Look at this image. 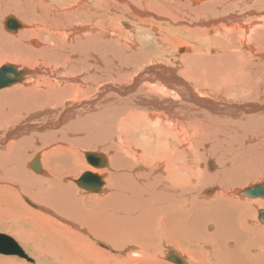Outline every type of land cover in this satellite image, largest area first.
I'll list each match as a JSON object with an SVG mask.
<instances>
[{"label": "bare ground", "instance_id": "1", "mask_svg": "<svg viewBox=\"0 0 264 264\" xmlns=\"http://www.w3.org/2000/svg\"><path fill=\"white\" fill-rule=\"evenodd\" d=\"M3 63L24 74L0 91V192L43 186L25 198L30 223L48 213L32 201L58 191L61 207L87 204L89 221L103 204L106 241L137 235L129 264H170V252L185 264L164 243L210 264L188 249L203 237L230 264L260 263L264 199L241 192L264 183V0H0ZM87 151L107 163L91 154L87 166ZM82 170L98 194L76 188ZM49 172L62 175L51 187Z\"/></svg>", "mask_w": 264, "mask_h": 264}, {"label": "rangeland", "instance_id": "2", "mask_svg": "<svg viewBox=\"0 0 264 264\" xmlns=\"http://www.w3.org/2000/svg\"><path fill=\"white\" fill-rule=\"evenodd\" d=\"M17 23V20H11ZM12 31V30H11ZM15 31V30H14ZM2 66H13L17 70L21 71L23 69L18 64H10V63H3L0 65ZM38 69V67L36 68ZM25 70V69H24ZM18 83L12 84L8 87L2 88L1 90L7 89L13 85ZM6 130H0V137ZM94 155L96 157H102L103 161L107 163L106 156L104 153L94 152V151H87L84 155V162L87 166H91L86 161V155ZM102 161V163H103ZM103 168L104 165L101 164L99 166ZM42 170V169H41ZM87 173V171H80L77 176L74 178V183L81 177L82 174ZM32 174L38 178H45V175H41L42 173H33ZM48 175H51L53 179H50V187L53 186L57 181L62 178L61 174L49 172ZM76 184V183H75ZM106 181H104V185L106 186ZM260 184H253L250 185L251 187ZM76 186V185H75ZM245 187L244 189L249 188ZM42 185L33 184L31 182L27 183L26 192L23 196L19 195H9L4 192H0V234H4L9 236L21 247L26 257L32 260V262H28L23 258H19L17 256H4L0 255V264H129L132 262V259L128 258V253H124L122 250L126 246H131L134 249H137L136 244V236H122L117 234V236H111L108 241L112 242L115 249H112L110 243L106 241L104 235L98 233L97 230L99 229V224L97 221H105L109 220V216L103 211V204L101 203L98 206V212L96 213L97 219L95 220H88L83 214H80L83 211L88 209V205L85 203L77 204L80 207H77L75 204H63L61 207L57 202V199L61 196L66 194L60 193L58 191H53L49 195L48 204L45 205L44 203L38 204L34 201L32 203L37 204L39 207L48 211V213L39 212L38 216H44L47 218L45 222H40L38 224H32L29 222V219L32 215L26 211L25 208L29 209L31 207L28 206L26 199H29V193H39L36 192L41 189ZM49 187V189H50ZM35 188V190L33 189ZM78 190L81 192H85L79 187L76 186ZM102 189V188H101ZM44 195V192H41ZM98 194V193H97ZM14 196L17 197V200L14 199ZM247 196V195H245ZM248 197V196H247ZM26 198V199H25ZM249 198V197H248ZM264 199L263 197H260ZM251 199H257L251 198ZM65 205V206H64ZM67 206V207H66ZM70 207V210L69 208ZM75 207V208H74ZM72 208V209H71ZM79 209V210H78ZM32 210H38L33 209ZM264 210L263 208H258L256 210V216L258 217V211ZM20 211V212H19ZM77 213L71 214L70 212ZM79 212V214H78ZM85 213V212H83ZM155 213L153 212V215ZM79 215V216H78ZM153 215L149 216V218H153ZM82 216V217H80ZM21 217V218H18ZM85 217V218H84ZM61 219L65 220L68 223H71L75 226H78L82 229H86L88 231V235L82 233V235L88 240V242L97 247L98 249L102 250L103 252H98L93 246H85L81 240L72 241L69 239L68 235L64 233L65 228L67 227V223L63 222ZM257 223L260 226H264V224L260 223L257 220ZM102 224V223H101ZM126 222L124 225L126 226ZM151 229V227H150ZM58 230V231H57ZM57 231V232H56ZM67 231V230H66ZM73 232V230H72ZM129 232V230H128ZM91 234V235H90ZM130 234V233H129ZM151 235V234H150ZM96 236H101V238H96ZM109 237V236H108ZM196 243L192 242L189 245L191 252L194 254L198 253V256H202L205 258L208 256L210 264H230L231 261L227 258L230 254L229 251L226 252V248L222 245L218 246V250L220 253L216 252L215 246L211 242H208L204 237L198 240L199 244H197V239H195ZM240 240V239H239ZM233 241H237V239H233ZM205 243V244H204ZM211 243V244H210ZM99 244H104L108 247V249L100 247ZM186 243H182V249H177L176 247L163 244L160 246V250L165 253L164 247H168L170 250H173L177 253L178 256L183 258L185 264H198L194 262L188 254L184 252L186 248ZM203 246H202V245ZM185 245V246H184ZM188 246V245H187ZM185 247V248H184ZM210 247V248H209ZM214 247V248H213ZM208 248V249H207ZM184 249V250H183ZM233 249V248H230ZM183 250V251H182ZM206 250V251H205ZM213 250V251H212ZM182 251V252H181ZM198 251V252H197ZM224 251V252H222ZM184 252V253H183ZM201 252V254H200ZM206 252V253H205ZM223 253V256H222ZM213 254V255H212ZM221 254V255H220ZM229 254V255H227ZM197 255V254H196ZM217 255V256H216ZM216 256V258H214ZM226 256V257H225ZM232 257V255H230ZM218 257V258H217ZM213 258V259H212ZM211 259V260H210ZM233 259V258H232ZM231 259V260H232ZM239 262L241 264L247 263V260L244 257L239 258ZM66 260V261H65ZM228 261V262H225ZM238 261V260H236ZM166 262V261H164ZM169 263V262H167ZM136 264V263H133ZM172 264V263H170ZM259 264H264V257L260 260Z\"/></svg>", "mask_w": 264, "mask_h": 264}, {"label": "water", "instance_id": "3", "mask_svg": "<svg viewBox=\"0 0 264 264\" xmlns=\"http://www.w3.org/2000/svg\"><path fill=\"white\" fill-rule=\"evenodd\" d=\"M9 22V21H8ZM24 74V71H19L13 66H4L0 69V87H5L8 85H12L21 81V78ZM88 160V155H86ZM30 167L32 170L36 172H40L41 168L39 166L38 159L35 158ZM77 186L87 192L97 193L100 190L102 183L99 181V177L94 174L84 173L81 177L76 181ZM242 195H247L248 197H254L256 195H260L264 198V183L262 185H258L253 187L252 189H246L241 192ZM258 219L261 223H264V211L260 210ZM0 255L4 256H17L19 258H23L28 262H32L31 259L26 257L24 252L20 249V247L16 244L15 240L6 236L4 234H0ZM167 260L171 261L174 264H181L182 261L177 259L172 252L167 256Z\"/></svg>", "mask_w": 264, "mask_h": 264}]
</instances>
